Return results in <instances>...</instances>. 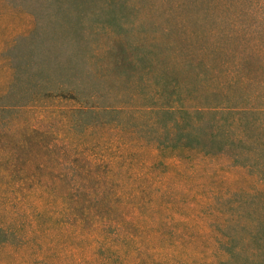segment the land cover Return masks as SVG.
<instances>
[{
	"label": "rangeland",
	"instance_id": "1",
	"mask_svg": "<svg viewBox=\"0 0 264 264\" xmlns=\"http://www.w3.org/2000/svg\"><path fill=\"white\" fill-rule=\"evenodd\" d=\"M262 29L260 0H0V129L21 132L18 123L29 121L54 138L50 149L137 151L154 142L156 115L173 117L157 114L164 103L211 108L196 113L201 125L227 124L231 116L221 109L245 107L232 118L236 131L252 124L248 148L210 159L161 155L155 174L164 188L158 193L188 218L174 232L208 226L209 242L217 236L210 223L222 226V215L256 228L264 216V53L252 48L257 32L249 41L247 33ZM163 77L175 87L170 98ZM20 105L30 110L19 112ZM88 105L99 113L70 111ZM2 218L11 222V212ZM15 251L0 247V264H28Z\"/></svg>",
	"mask_w": 264,
	"mask_h": 264
},
{
	"label": "trees",
	"instance_id": "2",
	"mask_svg": "<svg viewBox=\"0 0 264 264\" xmlns=\"http://www.w3.org/2000/svg\"><path fill=\"white\" fill-rule=\"evenodd\" d=\"M253 33L258 42L253 50L264 53V29L247 33V41ZM245 65L252 67L253 62ZM163 81L164 92L174 96L175 87ZM81 107L70 111L81 116L100 111L97 105ZM22 108L19 112L30 110ZM101 109L103 115L113 111ZM210 109L160 105L157 114L178 116L164 121L156 115L154 142L137 151L50 149L45 144L54 138L31 130L34 125L29 121L18 123L21 132L0 129V247L15 249L28 264H264V216L256 221L250 216L256 223L251 224L256 228L249 226L253 229L237 224L233 216L222 215V226L207 220L212 228L216 225L217 235L208 242V226L174 232V224L188 227V218L176 212L175 200L166 192L158 193L164 190L155 174L156 162L163 163L161 155L210 159L230 149L248 148L252 124L237 132L238 120L232 116L249 110L221 109L231 116L229 123L212 120L201 125L196 113ZM147 132L140 136V144L146 145ZM9 211L12 221L5 223L2 217ZM193 225L199 224L194 220ZM188 242L191 252L185 247ZM210 242L212 248L205 249Z\"/></svg>",
	"mask_w": 264,
	"mask_h": 264
}]
</instances>
